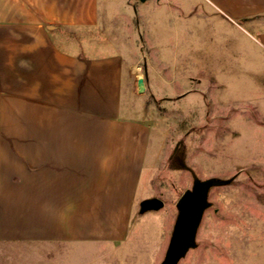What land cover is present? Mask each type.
Masks as SVG:
<instances>
[{
	"label": "rangeland",
	"instance_id": "obj_1",
	"mask_svg": "<svg viewBox=\"0 0 264 264\" xmlns=\"http://www.w3.org/2000/svg\"><path fill=\"white\" fill-rule=\"evenodd\" d=\"M239 23L206 0H99L96 29L55 31L78 40L82 57H113L116 102L124 120L144 127V157L107 229L86 218L77 238L54 225L42 234L34 208L14 200L0 264H160L176 202L210 178L228 183L209 190L196 246L177 264H264V45ZM154 200L162 205L142 207Z\"/></svg>",
	"mask_w": 264,
	"mask_h": 264
},
{
	"label": "crops",
	"instance_id": "obj_2",
	"mask_svg": "<svg viewBox=\"0 0 264 264\" xmlns=\"http://www.w3.org/2000/svg\"><path fill=\"white\" fill-rule=\"evenodd\" d=\"M206 1L264 45V0ZM98 23L99 0H0V238L19 197L42 234L54 225L77 238L87 219L110 227L133 195L144 127L119 110L113 57H82L78 40L53 35Z\"/></svg>",
	"mask_w": 264,
	"mask_h": 264
},
{
	"label": "water",
	"instance_id": "obj_3",
	"mask_svg": "<svg viewBox=\"0 0 264 264\" xmlns=\"http://www.w3.org/2000/svg\"><path fill=\"white\" fill-rule=\"evenodd\" d=\"M178 143L173 151L175 153ZM228 181L217 179L194 180L190 189L185 190L178 201L177 220L174 225L173 236L165 258L160 264H177L187 252L196 246V235L205 210L210 206L209 190L227 184ZM160 200L145 202L144 209L158 208Z\"/></svg>",
	"mask_w": 264,
	"mask_h": 264
}]
</instances>
